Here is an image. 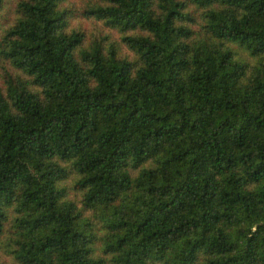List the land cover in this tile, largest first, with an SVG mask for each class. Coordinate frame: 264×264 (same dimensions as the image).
Masks as SVG:
<instances>
[{"label": "trees", "instance_id": "obj_1", "mask_svg": "<svg viewBox=\"0 0 264 264\" xmlns=\"http://www.w3.org/2000/svg\"><path fill=\"white\" fill-rule=\"evenodd\" d=\"M0 249L264 264V0H0Z\"/></svg>", "mask_w": 264, "mask_h": 264}, {"label": "rangeland", "instance_id": "obj_2", "mask_svg": "<svg viewBox=\"0 0 264 264\" xmlns=\"http://www.w3.org/2000/svg\"><path fill=\"white\" fill-rule=\"evenodd\" d=\"M87 24V27H88V30H90L89 33H95L97 32V26H95L92 22H85ZM67 189H68V193H69V196L70 197H73V198H78L76 196H78V190L74 189L73 186H72V183L71 181H68L67 182ZM1 257H5V254H4V251L0 249V258Z\"/></svg>", "mask_w": 264, "mask_h": 264}]
</instances>
